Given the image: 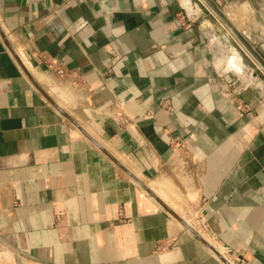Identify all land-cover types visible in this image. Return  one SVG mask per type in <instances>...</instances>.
I'll list each match as a JSON object with an SVG mask.
<instances>
[{"label":"crops","instance_id":"0c3cea01","mask_svg":"<svg viewBox=\"0 0 264 264\" xmlns=\"http://www.w3.org/2000/svg\"><path fill=\"white\" fill-rule=\"evenodd\" d=\"M194 1L0 0V264H225L26 72L220 256L264 264V0Z\"/></svg>","mask_w":264,"mask_h":264},{"label":"water","instance_id":"95a60500","mask_svg":"<svg viewBox=\"0 0 264 264\" xmlns=\"http://www.w3.org/2000/svg\"><path fill=\"white\" fill-rule=\"evenodd\" d=\"M198 1V0H196ZM202 2V4H199V8L202 9L204 5L207 7L206 3L203 0H199ZM212 11V10H211ZM213 15L217 18V20L224 26L225 30L228 31L232 36H234L235 40H237L239 43V39L237 36L232 32L230 27L215 13L213 12ZM222 42L225 44V46L232 48L231 42L227 44L224 39L221 36ZM256 64L261 68V70L264 73V68L261 66V64L254 60ZM26 75L33 85V87L40 93V95L45 99L46 102H48L55 110H57L65 119L69 120L74 127L93 145L95 146L99 151H101L109 160H111L127 177H129L132 181H134L136 184H138L142 189H144L147 194L152 196L185 230L192 233L194 236H196L205 246H207L221 261H223L225 264H229L220 254L217 252L215 248H213L209 243H207L194 229H192L190 226H188L179 216H177L166 204H164L150 189H148L133 173H131L123 164H121L112 154H110L104 147H102L94 138H92L89 134H87L84 129L76 124L69 116L68 114L61 109L57 104H55L49 96L43 91V89L35 82V80L26 72Z\"/></svg>","mask_w":264,"mask_h":264},{"label":"rangeland","instance_id":"374dc122","mask_svg":"<svg viewBox=\"0 0 264 264\" xmlns=\"http://www.w3.org/2000/svg\"><path fill=\"white\" fill-rule=\"evenodd\" d=\"M192 1H194V0H192ZM194 2H196V1H194ZM199 4V3H198ZM196 9L197 10H201L203 13L204 12H207V10L205 9V8H202V9H199V7H198V5L196 4ZM209 17L211 18V20H212V22L214 23V25L216 26V27H218L219 29H220V34H219V32H218V35H222V33H224L226 30L225 29H223L222 30V28H220L222 25H220V23L219 22H217L210 14H209ZM223 27V26H222ZM225 30V31H224ZM228 34V32L226 31L225 33H224V35L225 34ZM223 35V36H224ZM228 35H230V34H228ZM230 37V36H229ZM225 39V38H224ZM226 42V41H225ZM231 42V37H230V40L228 41V42H226L227 44H229ZM232 44V47L233 48H237V46H235L233 43H231ZM226 47V49L227 50H230L231 49V54L235 51V49H233V48H230V47H227V46H225ZM18 48V47H17ZM19 49H20V47H19ZM236 52V51H235ZM22 59H24L23 57H21ZM256 72H257V75H258V77L260 78V79H262V81L264 82V73L262 72V71H257L256 70ZM57 79V78H56ZM57 81H59L60 82V80H58L57 79ZM54 90H57V88L56 87H54ZM68 106H70L69 104H68ZM70 112H72V110H69ZM183 215V214H182ZM183 218L186 220L185 222L187 223V224H190V222H191V218L189 217V218H187L186 216H184L183 215ZM199 234L205 239V240H207L208 242H210L211 243V245H212V247L214 248V246L215 245H213V242L211 241V240H209L204 234H203V232H199ZM218 250V249H217ZM220 251V250H219ZM221 253L223 254V252L221 251ZM224 255V254H223Z\"/></svg>","mask_w":264,"mask_h":264},{"label":"built area","instance_id":"2783aa9c","mask_svg":"<svg viewBox=\"0 0 264 264\" xmlns=\"http://www.w3.org/2000/svg\"><path fill=\"white\" fill-rule=\"evenodd\" d=\"M200 2V1H198ZM56 75L58 78H64L65 77V72L62 70V69H58L57 72H56ZM194 219L196 220V224H197V227L198 229H200V227H204V224H205V218L203 216H196L194 217ZM190 227H194L192 224L190 225ZM194 229V228H192ZM222 257L229 263L231 264L227 259L226 257L222 254Z\"/></svg>","mask_w":264,"mask_h":264},{"label":"bare ground","instance_id":"6f19581e","mask_svg":"<svg viewBox=\"0 0 264 264\" xmlns=\"http://www.w3.org/2000/svg\"><path fill=\"white\" fill-rule=\"evenodd\" d=\"M187 2H188V0H186ZM223 26V25H222ZM223 28H224V26H223ZM228 32V31H227ZM228 34H230L229 32H228ZM224 38H225V41L226 42H228L229 40H230V37H227V36H225L224 35ZM233 56V55H232ZM231 56V57H232ZM230 62V61H229ZM233 62H235V63H237V59H236V56L234 55V57H233ZM238 64V63H237ZM62 93V92H61ZM66 100V99H65ZM67 101V100H66ZM65 108V107H64ZM264 117V116H263ZM170 198V197H169ZM170 200V199H169ZM181 217V216H180ZM186 223V222H185Z\"/></svg>","mask_w":264,"mask_h":264}]
</instances>
